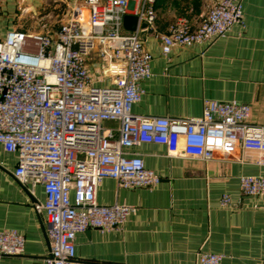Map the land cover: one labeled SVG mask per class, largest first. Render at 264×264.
I'll return each mask as SVG.
<instances>
[{"label":"built area","instance_id":"1","mask_svg":"<svg viewBox=\"0 0 264 264\" xmlns=\"http://www.w3.org/2000/svg\"><path fill=\"white\" fill-rule=\"evenodd\" d=\"M131 1L139 18L135 31L124 27ZM156 1L74 0L54 34L15 29L0 41V144L17 156L18 182L44 186L45 201L34 207L46 223L47 264H83L77 234L121 227L134 211L98 201L104 179L124 188L161 182L142 156L127 151L133 146L160 143L177 154L183 144L186 153L208 159L237 146L264 165V125L250 122L248 103L206 98L202 114L189 118L133 111L142 82L153 74V55L140 33L155 28ZM242 18L243 0H217L197 28L185 18L170 23L160 35L162 51L226 37ZM240 188L264 196V175H241ZM222 204L231 205V196L224 195ZM25 244L19 231L0 230V254L21 255ZM222 259L217 252L197 254V264Z\"/></svg>","mask_w":264,"mask_h":264},{"label":"crops","instance_id":"2","mask_svg":"<svg viewBox=\"0 0 264 264\" xmlns=\"http://www.w3.org/2000/svg\"><path fill=\"white\" fill-rule=\"evenodd\" d=\"M217 0H157L155 28L143 39L153 55L150 78L142 82L135 113L189 118L203 112L206 98L251 105L250 122L264 125V0H243V18L226 37L174 45L162 51L161 33L179 18L197 28ZM74 0H0V41L15 29L54 34ZM137 4L130 2V14ZM108 81L104 82V84ZM117 128L118 121H106ZM142 156L161 182L124 188L106 178L97 192L102 204L134 207L127 221L112 229L77 234L83 264H197L201 251L223 255L221 264H264V196L245 195L241 175H264V165L234 147L210 159L190 155L183 144L172 154L165 144L142 143L127 149ZM17 156L0 144V230L25 236L21 255L0 254V264H47L49 239L44 216V186L16 179ZM230 195L231 205L222 197Z\"/></svg>","mask_w":264,"mask_h":264},{"label":"water","instance_id":"3","mask_svg":"<svg viewBox=\"0 0 264 264\" xmlns=\"http://www.w3.org/2000/svg\"><path fill=\"white\" fill-rule=\"evenodd\" d=\"M138 21H139V18L137 15H134V14H127L125 17H124V27L128 30H131V31H135L138 27ZM142 27H146V24L143 23L142 24ZM149 30L148 29H143L140 33V36L142 39H145L147 34H148Z\"/></svg>","mask_w":264,"mask_h":264}]
</instances>
